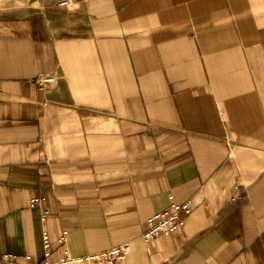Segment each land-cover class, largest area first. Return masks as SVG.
Returning <instances> with one entry per match:
<instances>
[{
    "label": "crops",
    "instance_id": "0c3cea01",
    "mask_svg": "<svg viewBox=\"0 0 264 264\" xmlns=\"http://www.w3.org/2000/svg\"><path fill=\"white\" fill-rule=\"evenodd\" d=\"M36 1L0 0V264H264V0Z\"/></svg>",
    "mask_w": 264,
    "mask_h": 264
},
{
    "label": "built area",
    "instance_id": "2783aa9c",
    "mask_svg": "<svg viewBox=\"0 0 264 264\" xmlns=\"http://www.w3.org/2000/svg\"><path fill=\"white\" fill-rule=\"evenodd\" d=\"M76 0H58V7L69 8ZM53 81V78L48 75H40L35 78V82L42 86L46 83ZM39 199H32L30 204L39 203ZM191 200L183 202L171 201L170 204L149 216L144 223V229L142 232V239L144 242H148L157 235H167L172 232L180 230L185 219L191 211ZM43 218V215H42ZM66 231L56 240V243H64ZM44 254L43 257L33 262V264H121L125 260L131 249L129 241L122 242L118 245L111 246L107 249L88 253L84 255H70L65 252L63 255L53 258L52 247L53 244L49 240V236L46 232L42 235ZM26 260L29 256L24 257Z\"/></svg>",
    "mask_w": 264,
    "mask_h": 264
},
{
    "label": "rangeland",
    "instance_id": "374dc122",
    "mask_svg": "<svg viewBox=\"0 0 264 264\" xmlns=\"http://www.w3.org/2000/svg\"><path fill=\"white\" fill-rule=\"evenodd\" d=\"M7 2L9 5H12L13 9H12V13L14 15H25V14H29V15H38L40 14L41 11L37 10V9H32V10H22L21 8L26 6L28 3H32V5L34 7H38L41 4H38L36 0H2V3ZM80 2V0H76V2L69 8H62V7H58V1L55 2V12L58 11L62 16H65L67 14H69L70 12H72L76 7L77 4ZM30 5V4H29ZM3 6L2 4H0V7ZM52 10V9H51Z\"/></svg>",
    "mask_w": 264,
    "mask_h": 264
}]
</instances>
